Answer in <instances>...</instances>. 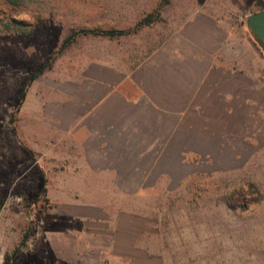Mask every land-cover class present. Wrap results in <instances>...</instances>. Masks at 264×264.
<instances>
[{
	"label": "rangeland",
	"instance_id": "rangeland-1",
	"mask_svg": "<svg viewBox=\"0 0 264 264\" xmlns=\"http://www.w3.org/2000/svg\"><path fill=\"white\" fill-rule=\"evenodd\" d=\"M259 9L257 0H20L17 6L0 0V264L45 262L23 249L54 244L53 236L41 235L61 228L53 220L60 219L55 204L62 192H90L55 187L64 178L72 185L55 166L69 165L71 155L69 126L62 124L98 98L86 77L139 64L201 14L217 22L235 71L248 76L246 91L239 86L248 103L191 111L188 153L173 158L172 175L158 181L150 175L146 185L153 187L92 192L111 214L162 206L156 216L171 215L167 248L180 254L178 264H264V50L247 26ZM148 18L151 24L135 29ZM109 30L125 32L101 34ZM80 31L86 33L72 40ZM48 61L52 67L30 84ZM156 240L141 244L135 264H159L146 256L160 250ZM102 241L66 238L62 245Z\"/></svg>",
	"mask_w": 264,
	"mask_h": 264
},
{
	"label": "crops",
	"instance_id": "crops-1",
	"mask_svg": "<svg viewBox=\"0 0 264 264\" xmlns=\"http://www.w3.org/2000/svg\"><path fill=\"white\" fill-rule=\"evenodd\" d=\"M226 41L217 22L201 14L139 64L103 67L108 73L86 77L98 98L69 122L60 119L69 126L71 155L69 165L63 161L55 166L57 173L70 175L72 185L64 178L55 187L90 192L61 193L55 204L60 219L53 220L61 228L52 230L53 235L48 231L41 235L44 241L53 236L54 244L23 249L45 262L22 264H135L141 232L136 216L126 212L135 211L108 213L92 191L153 187L146 185L150 175L155 181L172 175L173 158L188 153L184 140L191 133V111L232 110L239 100L248 103L239 92L240 85L247 86L248 76L235 71ZM66 238L105 242L68 248L62 245ZM93 253L97 259L89 256Z\"/></svg>",
	"mask_w": 264,
	"mask_h": 264
},
{
	"label": "trees",
	"instance_id": "trees-1",
	"mask_svg": "<svg viewBox=\"0 0 264 264\" xmlns=\"http://www.w3.org/2000/svg\"><path fill=\"white\" fill-rule=\"evenodd\" d=\"M11 5H18L20 4V0H7ZM165 1H168V0H165ZM258 1V5L260 7V10H263L264 9V4L262 2V0H257ZM256 11V12H258ZM151 24V20L148 18V19H145L143 21H141L140 23L137 24L136 26V30L142 28L143 26H146V25H149ZM18 29H20V23H16L15 24ZM9 27V26H8ZM10 28V27H9ZM86 33V31H80L78 33H75V35H73L71 37L72 40H74L76 38L77 35H79L80 33ZM125 31H119V30H109V31H101V34L103 35H107V36H117V35H121V34H124ZM82 33V34H83ZM255 36V35H254ZM256 38V37H255ZM70 38L67 39V42L65 43V45L69 44L71 41ZM53 65V61H48V62H45L43 63L41 66H39L37 68V71L33 72L31 75H30V78H29V83H33L34 81H36L40 76H42L48 69H50ZM148 206H151L149 204H145V206L140 209V210H137L136 208H138V206L136 205L134 208L135 212H132V211H126V212H129V213H132L136 216V218L139 220H137V223L141 221L145 222L146 224L141 228L139 227V225H136L137 228L140 229V232H141V244L144 243H148L149 241H151L150 243L153 245L155 243V239L157 238L156 240V244L159 245L160 247V250H157L156 252H150V253H147V258L148 260H155L157 261L159 264H178L181 260V257H180V254L179 253H175L173 252V250H170L169 248H167L168 244H170L168 241L169 239L168 238H172L170 237L169 235V231L171 229L170 226H172V221L170 220V216L167 217V215L163 216L162 219H158L156 214H159V215H163V208L162 206L160 205H157V207L153 208H148ZM247 208V207H245ZM134 211V210H133ZM176 224V223H175ZM181 224V223H180ZM209 226L208 224L206 223L205 225V228L207 229ZM177 228V227H176ZM180 228V227H179ZM150 234L149 235V238L147 239L146 238V235L147 234ZM153 233V234H151ZM162 235V236H161ZM154 238V240H153ZM141 249V252L145 250H143L142 246L140 247ZM140 253H138L136 256H139ZM169 254L171 255V258H172V261L169 262ZM137 257H135V260H136Z\"/></svg>",
	"mask_w": 264,
	"mask_h": 264
},
{
	"label": "water",
	"instance_id": "water-1",
	"mask_svg": "<svg viewBox=\"0 0 264 264\" xmlns=\"http://www.w3.org/2000/svg\"><path fill=\"white\" fill-rule=\"evenodd\" d=\"M247 26L264 50V9L252 13L248 17Z\"/></svg>",
	"mask_w": 264,
	"mask_h": 264
}]
</instances>
